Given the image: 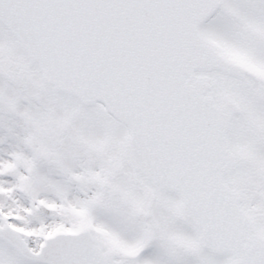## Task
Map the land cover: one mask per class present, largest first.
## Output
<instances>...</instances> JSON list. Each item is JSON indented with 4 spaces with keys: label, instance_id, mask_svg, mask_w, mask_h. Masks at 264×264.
Segmentation results:
<instances>
[{
    "label": "snow or ice",
    "instance_id": "snow-or-ice-1",
    "mask_svg": "<svg viewBox=\"0 0 264 264\" xmlns=\"http://www.w3.org/2000/svg\"><path fill=\"white\" fill-rule=\"evenodd\" d=\"M0 264H264V0H0Z\"/></svg>",
    "mask_w": 264,
    "mask_h": 264
}]
</instances>
